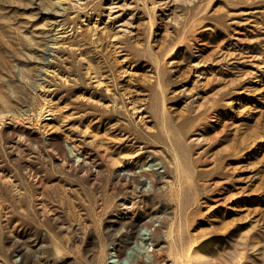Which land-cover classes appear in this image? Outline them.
Returning a JSON list of instances; mask_svg holds the SVG:
<instances>
[{"label": "rangeland", "instance_id": "374dc122", "mask_svg": "<svg viewBox=\"0 0 264 264\" xmlns=\"http://www.w3.org/2000/svg\"><path fill=\"white\" fill-rule=\"evenodd\" d=\"M143 225L138 264H264V0H0V264Z\"/></svg>", "mask_w": 264, "mask_h": 264}, {"label": "bare ground", "instance_id": "6f19581e", "mask_svg": "<svg viewBox=\"0 0 264 264\" xmlns=\"http://www.w3.org/2000/svg\"><path fill=\"white\" fill-rule=\"evenodd\" d=\"M68 150L71 154H74V159H78L79 155L76 153V151L72 147H69ZM154 166H157V164H153L152 167ZM147 171H150V170H147ZM134 176L135 175L133 173L128 172L126 173L125 177L127 180H130ZM153 182H151V180L149 181L148 190H146V186L144 185L145 189L142 192L154 191ZM126 208L127 207H125V209ZM154 231L155 229L152 230V228L149 227L148 225L141 226L138 232V236H140L138 242L134 244L133 246L129 247L126 250L124 257L122 258L119 257L118 255H115L117 254V252H115V254H113L112 256L111 255L108 256L106 264H138L142 260L148 261L151 256V252L153 251L150 249V247L153 246V237L155 235Z\"/></svg>", "mask_w": 264, "mask_h": 264}, {"label": "built area", "instance_id": "2783aa9c", "mask_svg": "<svg viewBox=\"0 0 264 264\" xmlns=\"http://www.w3.org/2000/svg\"><path fill=\"white\" fill-rule=\"evenodd\" d=\"M143 190H144V185H143ZM141 194H142V193H140V195H141ZM141 196H142V195H141ZM141 196H140V197H141Z\"/></svg>", "mask_w": 264, "mask_h": 264}]
</instances>
